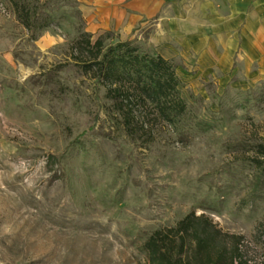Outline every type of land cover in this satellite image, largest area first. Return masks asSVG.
<instances>
[{
  "label": "rangeland",
  "instance_id": "obj_1",
  "mask_svg": "<svg viewBox=\"0 0 264 264\" xmlns=\"http://www.w3.org/2000/svg\"><path fill=\"white\" fill-rule=\"evenodd\" d=\"M230 5L40 0L31 34L0 0V264H146V237L192 212L219 229L218 264H264V0ZM84 32L172 58L186 116L124 120Z\"/></svg>",
  "mask_w": 264,
  "mask_h": 264
},
{
  "label": "trees",
  "instance_id": "obj_2",
  "mask_svg": "<svg viewBox=\"0 0 264 264\" xmlns=\"http://www.w3.org/2000/svg\"><path fill=\"white\" fill-rule=\"evenodd\" d=\"M11 1L17 19L31 34L48 25L41 24L45 18L37 7L40 0H35L34 4L30 0ZM82 36L90 52L89 57L82 60V67L86 72L95 71L106 88V96L122 110L124 120L132 113H127L126 109L146 104L152 105L162 119L172 124L186 116L189 103L182 96L181 79L172 58L143 51L131 40L105 45L102 37L91 42L89 33L84 32ZM127 126L130 128V124ZM261 154L264 155V149ZM220 236L211 221L192 212L175 226L156 229L146 237L142 245L145 263L218 264L224 256Z\"/></svg>",
  "mask_w": 264,
  "mask_h": 264
},
{
  "label": "crops",
  "instance_id": "obj_3",
  "mask_svg": "<svg viewBox=\"0 0 264 264\" xmlns=\"http://www.w3.org/2000/svg\"><path fill=\"white\" fill-rule=\"evenodd\" d=\"M154 1H157V0H154ZM223 1L231 3V5L229 7H230V9L233 12H235L239 8L238 5L241 2H246L247 0H223ZM142 8L144 10V7H142ZM196 10H198V12ZM199 10H200V8H196V9H195V7L192 8V11H191L192 20H191L190 23L188 22L187 25H186V28H187L188 31H190V28H191V30L193 32H195L196 30L199 29V26H200L201 23H199L197 20L194 19L195 15L199 16ZM253 15L255 16V14H252L251 17ZM229 33H231V30H229ZM197 34H199V32ZM193 35H196V33L195 34L193 33ZM196 39L199 40L198 37H196ZM229 40H230L229 43L226 46L223 47L224 53L221 56V60H225V61L227 60V63H229L230 60H231V62L233 61V58H234L235 53H236V50L238 49V39H237V37L230 36Z\"/></svg>",
  "mask_w": 264,
  "mask_h": 264
}]
</instances>
